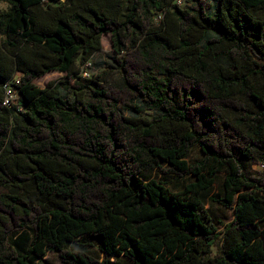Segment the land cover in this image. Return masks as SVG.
<instances>
[{
  "label": "trees",
  "instance_id": "trees-1",
  "mask_svg": "<svg viewBox=\"0 0 264 264\" xmlns=\"http://www.w3.org/2000/svg\"><path fill=\"white\" fill-rule=\"evenodd\" d=\"M176 1L0 0V264H264V0Z\"/></svg>",
  "mask_w": 264,
  "mask_h": 264
},
{
  "label": "rangeland",
  "instance_id": "rangeland-1",
  "mask_svg": "<svg viewBox=\"0 0 264 264\" xmlns=\"http://www.w3.org/2000/svg\"><path fill=\"white\" fill-rule=\"evenodd\" d=\"M7 9H8V4L4 2H0V12L6 11ZM114 57H115V53L112 48L111 37L109 35H105L102 38V49L96 52L86 64L81 66L83 77L93 78L99 71L109 69L111 65H113L112 59ZM20 76H21L20 74H17V76L13 80H19ZM63 76L64 75L61 73H49L45 77L37 80L35 84L39 88H45L48 83L52 81H57L61 79ZM14 100L17 102L18 97L14 96ZM201 157H202V154L200 152V149L196 148L192 151L190 161L194 162L195 160L200 159ZM147 175L149 178H154L161 182H167L171 191L175 193L182 192L186 184L194 181L192 177H187L184 179H176L172 176L162 178L159 175V173L155 171L148 172ZM223 178H224L223 175H221L218 178L217 183L213 187L212 191L205 198L207 202L206 209H208L212 220L214 221V223L216 224L219 230H223L225 228V225L229 224L233 220L232 210L225 209L209 201V198L211 196L216 195L220 192L221 187H222ZM82 241L85 244L84 247L80 248L77 245H70L69 249L72 251H77L79 249H82L88 254L94 256L95 258L104 259V256L100 253V250H99V239L97 237H94V236L85 237L82 239ZM213 250L215 252L216 248H214ZM112 261L115 262L116 264L129 263V261L124 257L113 258ZM37 264H62V263L57 254L49 253L47 257L44 258L43 261Z\"/></svg>",
  "mask_w": 264,
  "mask_h": 264
},
{
  "label": "built area",
  "instance_id": "built-area-1",
  "mask_svg": "<svg viewBox=\"0 0 264 264\" xmlns=\"http://www.w3.org/2000/svg\"><path fill=\"white\" fill-rule=\"evenodd\" d=\"M183 2H184V0H177L176 1V3L178 5H182ZM14 83H19V80H13L12 82L7 83L5 85L6 97H5V100H4V104L6 106H11L12 104L20 105V103L18 101L16 102L14 100V96H17L16 91L13 90V87H12ZM254 168L257 169L258 171L264 172V164L256 165Z\"/></svg>",
  "mask_w": 264,
  "mask_h": 264
}]
</instances>
